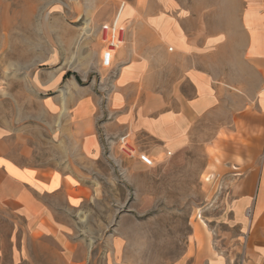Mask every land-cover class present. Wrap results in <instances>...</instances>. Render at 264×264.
Listing matches in <instances>:
<instances>
[{"label":"rangeland","instance_id":"rangeland-1","mask_svg":"<svg viewBox=\"0 0 264 264\" xmlns=\"http://www.w3.org/2000/svg\"><path fill=\"white\" fill-rule=\"evenodd\" d=\"M234 1L0 0V139L7 156L0 164L22 170L69 161L59 144L69 117L62 108L74 97L94 99L103 128L118 60L146 54L154 61L161 114L194 97L183 63L177 64L176 87L169 84L168 39L190 40L195 60L206 54L207 72L215 77L217 58L231 65L238 38ZM231 113L221 112L224 125ZM219 117L213 111L193 120L178 149L129 140L136 152L128 156L121 140L122 166L111 161L87 167L73 159L96 183L97 200L78 222L65 223L63 240L33 229L11 201L15 184L1 182L0 264H192L202 252L214 264H247L249 212L232 205L237 177L221 173L223 146L216 142L218 134L226 140L240 129L219 127ZM99 137L108 152L111 140L101 131ZM113 247L119 254L110 256Z\"/></svg>","mask_w":264,"mask_h":264},{"label":"crops","instance_id":"crops-1","mask_svg":"<svg viewBox=\"0 0 264 264\" xmlns=\"http://www.w3.org/2000/svg\"><path fill=\"white\" fill-rule=\"evenodd\" d=\"M87 12L93 13V8L89 6ZM233 14L238 38L232 42L231 65L225 66L219 56L215 77L207 72L206 54L195 60L189 49L193 45L190 40L168 39L169 46H173V52L168 54L169 84L176 87L177 64L183 63L185 79L195 89L191 99L178 107L168 106V112L161 114L165 104L159 97L154 61L146 54L127 62L118 60L121 64L117 65L111 83L106 103L109 118L102 123L103 128L98 126L100 107L94 99L80 101L74 97L62 108L69 117L60 128L64 138L59 144L64 149L61 157L69 161L54 167L25 166L22 170L13 163L8 162L5 169L0 164V186L5 185L1 183L4 181L15 184L11 201L19 206L33 229L63 240L69 229L65 223L78 222L80 212L97 200L96 183L90 182L89 173L73 159H82L87 167L111 161L122 166L117 145L125 139H146L178 149L186 142L193 120L206 118L213 111L217 117L231 111V122L224 125V118L219 117V127L239 128L240 134L226 140L219 134L216 137L217 144L223 146L219 152L221 173L237 177L232 184L236 195L232 205L249 212L247 264H264V0L234 1ZM143 43L141 47L145 46ZM78 91L74 89L72 94ZM100 131L111 140L108 152L99 137ZM5 147L0 139V159L7 158ZM26 148L24 155L31 158L32 151ZM109 251L110 256L119 254L117 247ZM215 262L213 256L202 252L197 253L192 264Z\"/></svg>","mask_w":264,"mask_h":264},{"label":"built area","instance_id":"built-area-1","mask_svg":"<svg viewBox=\"0 0 264 264\" xmlns=\"http://www.w3.org/2000/svg\"><path fill=\"white\" fill-rule=\"evenodd\" d=\"M105 41H107V39ZM118 42H121V40H119ZM120 147H121V150H123V152L125 154H127L128 156H134L135 155L136 149H134L132 147V145H130L129 140H127V139L122 140V144Z\"/></svg>","mask_w":264,"mask_h":264}]
</instances>
